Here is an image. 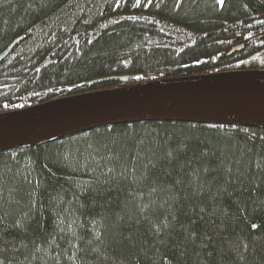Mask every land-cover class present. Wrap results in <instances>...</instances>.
<instances>
[{"label":"trees","instance_id":"16d2710c","mask_svg":"<svg viewBox=\"0 0 264 264\" xmlns=\"http://www.w3.org/2000/svg\"><path fill=\"white\" fill-rule=\"evenodd\" d=\"M18 38L0 115L264 71V0H0V52ZM0 264H264V127L136 123L0 153Z\"/></svg>","mask_w":264,"mask_h":264},{"label":"water","instance_id":"95a60500","mask_svg":"<svg viewBox=\"0 0 264 264\" xmlns=\"http://www.w3.org/2000/svg\"><path fill=\"white\" fill-rule=\"evenodd\" d=\"M21 40L0 52V63ZM230 75H261L264 71L212 75L200 80L142 84L96 93L101 99L40 115H0V153L38 147L89 131L136 123H186L262 128L255 121L228 114L232 108L259 110L264 115V86L227 80ZM131 76L111 77L130 81Z\"/></svg>","mask_w":264,"mask_h":264},{"label":"bare ground","instance_id":"6f19581e","mask_svg":"<svg viewBox=\"0 0 264 264\" xmlns=\"http://www.w3.org/2000/svg\"><path fill=\"white\" fill-rule=\"evenodd\" d=\"M227 80L235 83L246 84V85H259L264 86V76L261 75H230L225 77ZM97 95V96H96ZM102 96L99 94H90L80 97H73L46 105H42L36 108L28 109L22 112L25 115H40L44 113H50L56 110L65 109L84 103H89L101 99ZM229 115L251 119L255 121H263L264 115L259 110H253L248 108H232L228 112Z\"/></svg>","mask_w":264,"mask_h":264},{"label":"rangeland","instance_id":"374dc122","mask_svg":"<svg viewBox=\"0 0 264 264\" xmlns=\"http://www.w3.org/2000/svg\"><path fill=\"white\" fill-rule=\"evenodd\" d=\"M95 95V94H94ZM97 96V95H96ZM103 99V98H102Z\"/></svg>","mask_w":264,"mask_h":264}]
</instances>
